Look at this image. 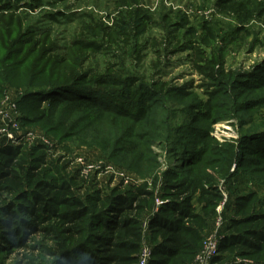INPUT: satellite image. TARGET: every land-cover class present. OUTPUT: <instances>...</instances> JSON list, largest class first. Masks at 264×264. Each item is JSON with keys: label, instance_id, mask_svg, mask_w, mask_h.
<instances>
[{"label": "trees", "instance_id": "trees-1", "mask_svg": "<svg viewBox=\"0 0 264 264\" xmlns=\"http://www.w3.org/2000/svg\"><path fill=\"white\" fill-rule=\"evenodd\" d=\"M33 1L0 0V14L33 10ZM257 75L246 89L264 88V64ZM67 87L0 85V264H139L144 248L146 264H199L211 236L210 264H264V117L245 123L235 144L197 131L206 142L172 151L173 166L158 173L156 160L140 167L131 157L143 135L101 139L95 122L113 110L111 97ZM139 98L143 106L116 113L146 121L153 102L145 91ZM237 108L264 114V93ZM75 112L86 116H66ZM79 160L101 169L84 176Z\"/></svg>", "mask_w": 264, "mask_h": 264}, {"label": "rangeland", "instance_id": "rangeland-1", "mask_svg": "<svg viewBox=\"0 0 264 264\" xmlns=\"http://www.w3.org/2000/svg\"><path fill=\"white\" fill-rule=\"evenodd\" d=\"M32 4L33 10L0 14V85L11 92L70 85L66 89L86 95L107 94L114 108L95 122L96 130L110 143L143 135L131 155L140 167L156 160L154 169L164 172L173 166L172 151L206 142L196 134L201 129L219 143L235 144L249 130L245 123L264 117L262 109L237 112L239 103L264 93L246 89L264 64V0ZM142 91L153 102L146 121L116 113L115 107L127 113L143 106ZM79 113L66 116H86ZM136 179L151 186L149 178Z\"/></svg>", "mask_w": 264, "mask_h": 264}, {"label": "built area", "instance_id": "built-area-1", "mask_svg": "<svg viewBox=\"0 0 264 264\" xmlns=\"http://www.w3.org/2000/svg\"><path fill=\"white\" fill-rule=\"evenodd\" d=\"M10 99L7 97L4 101V103H8L9 104ZM11 107L13 110H16V105L14 103H10ZM6 116V115H4ZM14 128H17L16 125H14ZM9 137L12 138V134H9ZM82 166H83V175L84 176H88L89 173L96 171L98 169H101V164H97V165H86L83 161L79 160L78 161ZM104 171L106 174L110 173V172H114L112 167H106L104 168ZM116 175H120L119 173H115ZM158 204H160V202L158 201ZM218 253V240L216 239L215 236H211L210 238H208L206 240V242L204 243V248L203 251L197 256L196 258V262L199 264H210V260L217 255ZM150 257V251L147 248H144L142 250V253L140 255V260H139V264H146L147 260Z\"/></svg>", "mask_w": 264, "mask_h": 264}]
</instances>
